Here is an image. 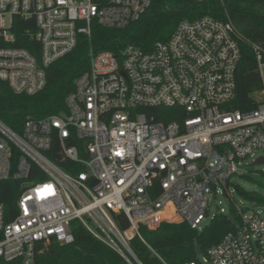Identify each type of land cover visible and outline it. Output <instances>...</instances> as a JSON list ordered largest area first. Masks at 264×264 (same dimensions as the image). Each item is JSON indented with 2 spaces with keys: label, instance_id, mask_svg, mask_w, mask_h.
I'll return each instance as SVG.
<instances>
[{
  "label": "built area",
  "instance_id": "built-area-1",
  "mask_svg": "<svg viewBox=\"0 0 264 264\" xmlns=\"http://www.w3.org/2000/svg\"><path fill=\"white\" fill-rule=\"evenodd\" d=\"M149 4L0 0V81L36 93L46 68L79 36H90L94 21L124 27ZM241 44L251 47L262 83L246 110L234 108ZM89 54L65 110L28 116L21 132L0 119V182L12 183L16 194L12 208L0 200V264H35L39 241L72 243L73 222L129 264H142L130 246L136 236L145 242L140 225L177 221L201 229L210 196L231 193L227 182L241 160L262 156L264 41L250 40L227 12L224 19H183L148 51L128 44L120 55ZM153 107L173 108L176 119L160 120ZM237 210L235 227L206 250L205 263L264 264V217ZM120 212L125 229L114 217ZM222 213L221 206L215 214Z\"/></svg>",
  "mask_w": 264,
  "mask_h": 264
},
{
  "label": "trees",
  "instance_id": "trees-1",
  "mask_svg": "<svg viewBox=\"0 0 264 264\" xmlns=\"http://www.w3.org/2000/svg\"><path fill=\"white\" fill-rule=\"evenodd\" d=\"M226 12L250 40L264 39V0H150L140 17L124 27L107 28L94 21L90 36H79L72 51L46 68V83L36 93H16L6 82L0 81V119L13 130L21 132L28 116L41 118L65 110V97L73 90L75 79L89 68L90 50H109L120 55L126 45L134 44L148 51L157 41H166L183 19H196L204 14L224 19ZM19 45L30 48L28 44ZM241 45L242 53L235 74L234 108L246 110L254 108L251 94L262 83L251 47ZM151 110L161 112L164 117L160 120L165 122L176 119L171 115L173 108L153 107ZM57 162L63 163L61 159ZM258 173L261 180L255 181L264 185V169ZM243 177L254 181L249 175ZM230 182L227 183L230 185ZM10 185V182H0V200L7 208L14 206L16 198ZM234 190L246 200L264 204V194L248 191L240 184H235ZM114 217L121 229L129 226L122 212ZM237 220L239 218L231 203L229 214H215L201 229L177 221L162 222L155 229L140 225L139 231L145 242L136 236L130 246L142 264H186L197 260V251L205 254L209 247L218 243L225 233L235 227ZM72 227V243L60 244L55 240L37 242L35 264H129L83 226L75 223Z\"/></svg>",
  "mask_w": 264,
  "mask_h": 264
},
{
  "label": "rangeland",
  "instance_id": "rangeland-1",
  "mask_svg": "<svg viewBox=\"0 0 264 264\" xmlns=\"http://www.w3.org/2000/svg\"><path fill=\"white\" fill-rule=\"evenodd\" d=\"M262 155L264 156L263 150H258L256 152V156ZM255 156V157H256ZM255 158L248 157L241 160V163L238 164V172L237 174L233 175L230 182V191L231 193L226 194H218V195H211L209 199V206H208V217L205 218V221L203 222V225L208 223L210 221V218L213 214L217 213L219 211V208L224 207L227 213L229 214V208L231 203L234 206L235 212L238 216V210L237 207H241L242 210L247 213H253L258 211L261 216L264 217V204L260 202H252L250 200H246L243 197H241L239 194H237L234 190L235 184H240L248 191H254L258 192L260 194H264V185H260L256 181L261 180L258 171L261 169H264V165L261 164H255L251 165ZM243 175H249L254 181H248L246 180ZM256 180V181H255ZM264 183V181L262 182ZM219 201H222L221 204H219ZM74 222L72 223V226H75ZM197 259L201 262V264H210L209 262H204V254L197 251Z\"/></svg>",
  "mask_w": 264,
  "mask_h": 264
},
{
  "label": "water",
  "instance_id": "water-1",
  "mask_svg": "<svg viewBox=\"0 0 264 264\" xmlns=\"http://www.w3.org/2000/svg\"><path fill=\"white\" fill-rule=\"evenodd\" d=\"M189 2H193L194 0H188ZM264 41V39H262ZM255 164H261L264 165V156H259L257 157L252 163L251 165H255Z\"/></svg>",
  "mask_w": 264,
  "mask_h": 264
}]
</instances>
